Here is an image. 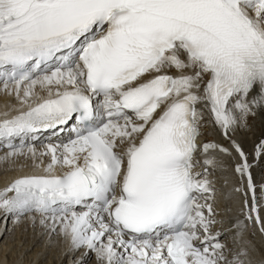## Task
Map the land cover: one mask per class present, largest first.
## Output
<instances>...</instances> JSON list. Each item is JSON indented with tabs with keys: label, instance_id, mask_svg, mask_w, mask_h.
Listing matches in <instances>:
<instances>
[{
	"label": "snow or ice",
	"instance_id": "6c2138e0",
	"mask_svg": "<svg viewBox=\"0 0 264 264\" xmlns=\"http://www.w3.org/2000/svg\"><path fill=\"white\" fill-rule=\"evenodd\" d=\"M0 85L26 106L2 114L0 160L41 169L0 189V211L39 217L98 264H251L264 183L232 140L246 191L229 248L209 177L231 152L198 138L212 123L231 139L264 110V0H0ZM73 120L74 138L37 151Z\"/></svg>",
	"mask_w": 264,
	"mask_h": 264
},
{
	"label": "bare ground",
	"instance_id": "6f19581e",
	"mask_svg": "<svg viewBox=\"0 0 264 264\" xmlns=\"http://www.w3.org/2000/svg\"><path fill=\"white\" fill-rule=\"evenodd\" d=\"M170 72L173 75L177 74L174 69ZM206 79L207 76H205V81ZM2 88L3 86L0 85V119L4 118L2 115L4 112H7L10 118L16 115L18 111L25 110L26 106L19 103L14 93L8 95ZM209 119L208 116H205V120ZM70 122L64 127V131L59 136H53L51 132L38 134V139L32 141L37 151H42L41 145L49 143L50 140L53 143H60L74 138V136H71ZM201 130L203 142L218 143L231 152V156L215 153L218 166L215 169H210L211 175L209 178L215 188L212 203L217 221L212 231L223 233L221 243L226 244L229 248L238 249L240 245L233 243L237 231L234 225L237 219H243L241 208L246 187L245 191L239 193L235 191L237 187H241V177L235 172V166L240 162V158L232 148L231 141L235 140L239 143L248 155L249 163L253 164L251 173L256 185L259 186L264 183V156L259 161L255 160L256 147L261 140H264V110L258 111L255 117L249 118L248 127L238 128L235 132L229 133L231 139L225 138L222 131L212 123H206ZM14 143L18 144L19 140L14 141ZM7 151L9 149L3 141H0V157H3ZM42 159L45 163L47 162V158ZM199 159L202 160L203 157L200 156ZM36 171L40 172L41 169L33 166L30 156L17 157L10 161L0 160V189H3L5 184L13 177ZM244 183L246 186V178ZM256 195L259 198V187H257ZM247 198L251 199V193H248ZM260 215L264 218V207H262ZM245 224L248 226L243 231V239L247 241L251 264H264V233H261L259 227L255 224H248L247 221H245ZM26 233H34V237L26 241V237H24V235H27ZM39 238L41 242L37 243ZM16 250H19L21 256L32 257L31 264H38L39 262H43V264H63L64 259H67L66 264H86V260L91 253L87 252L85 255L86 249L83 248L70 250L59 234L50 235L49 230L40 225L39 217H37L35 223H32L28 217L21 218L17 222L13 216L0 211V264H20V260L11 259ZM93 254L94 258L90 264H98L96 255ZM6 257L11 261H8ZM15 258H17V255Z\"/></svg>",
	"mask_w": 264,
	"mask_h": 264
},
{
	"label": "rangeland",
	"instance_id": "374dc122",
	"mask_svg": "<svg viewBox=\"0 0 264 264\" xmlns=\"http://www.w3.org/2000/svg\"><path fill=\"white\" fill-rule=\"evenodd\" d=\"M5 229V228H4ZM27 235H24V237H26L25 239H26V241H27V239L29 240V239H32V237H34V233H26ZM33 235V236H32ZM41 241H40V238L38 239V242L37 243H40ZM87 251V250H86ZM73 254V253H72ZM16 255H17V258H15L16 257ZM6 258H8V257H6ZM22 258V259H21ZM24 258H25V260H24ZM53 258V257H52ZM93 258H94V254H93V252H91L90 253V255H89V257H88V259L86 260V264H90L92 261H93ZM11 259H13V260H20L19 262H20V264H25V263H27V264H31V260H32V257H26L25 255L24 256H21L20 254H19V250H16L15 252H14V254L12 255V257H11ZM11 259L9 260V258H8V261H11ZM30 259V260H29ZM80 259H81V256H80ZM27 260V261H26ZM24 261V262H23ZM29 261V262H28ZM67 262V259H64L63 260V264H66V262ZM45 263V262H44ZM38 264H43V262L41 263V262H39ZM46 264V263H45Z\"/></svg>",
	"mask_w": 264,
	"mask_h": 264
}]
</instances>
